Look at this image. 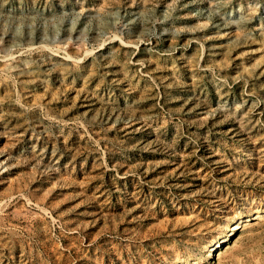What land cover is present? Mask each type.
<instances>
[{
  "label": "rangeland",
  "instance_id": "1",
  "mask_svg": "<svg viewBox=\"0 0 264 264\" xmlns=\"http://www.w3.org/2000/svg\"><path fill=\"white\" fill-rule=\"evenodd\" d=\"M0 264H264V0H0Z\"/></svg>",
  "mask_w": 264,
  "mask_h": 264
},
{
  "label": "bare ground",
  "instance_id": "2",
  "mask_svg": "<svg viewBox=\"0 0 264 264\" xmlns=\"http://www.w3.org/2000/svg\"><path fill=\"white\" fill-rule=\"evenodd\" d=\"M237 225V224H236ZM233 226V225H232ZM238 227V226H237ZM236 229V226H234L233 228L231 227V230ZM233 232V231H232ZM219 237V236H218ZM222 243V242H221ZM215 246L217 247V244H215ZM218 249V248H217Z\"/></svg>",
  "mask_w": 264,
  "mask_h": 264
}]
</instances>
